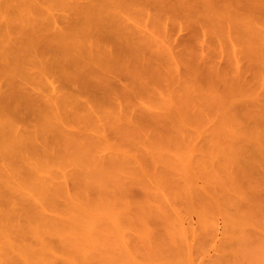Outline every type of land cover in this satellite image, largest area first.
<instances>
[{
    "label": "rangeland",
    "instance_id": "1",
    "mask_svg": "<svg viewBox=\"0 0 264 264\" xmlns=\"http://www.w3.org/2000/svg\"><path fill=\"white\" fill-rule=\"evenodd\" d=\"M139 1L142 2L141 0H139ZM133 2L135 3V1H133ZM129 3H132V2H129ZM137 3H135V4L132 3L133 7H132V5L128 6L129 4H127V6H124L125 8L131 7L132 8L131 10L133 11L131 13H133V15L136 13L140 14L141 16L143 15L142 18H138V14H137V16L134 18H136L137 20L139 19V21H137V23H135L136 22L135 21V22H133V24H138L137 26L139 27V23H140L139 28L143 27L145 31L147 29H148L147 32L151 31L150 34H152V32L154 34H156V35L152 34L153 36H157L158 34H160V35H158L159 37L160 36L162 37L163 35H167L168 39H169V36L171 37V41H174L175 37H176L177 42L174 41V43H171V44L177 45V47L174 49L175 50L178 49V51H179L178 56L179 57L180 56L181 57L186 56L184 53L181 54V52H183V49L188 50L187 47H189V46H190L189 51H191L190 54L192 57L196 58L197 55H199V54H197V51L198 52L200 51V49H199L200 46H198L196 43H194L192 45L188 40L187 35L190 33L188 28L185 27L183 29H180L179 24L174 25V24L170 23V24H168V27H170L171 25L172 26L169 28V30L166 31L167 33H165L163 28H162L164 25L160 26V24H158V26H160L162 29L158 28V26L156 25L157 23H154L153 19L151 20L149 17L148 18L150 20L148 19V22H147L146 17L150 16V13L153 12L154 8H152V7L149 8L150 5H148L147 3L145 4V2H144L145 5H143V2H142V4L141 3L138 4L141 9L144 8L146 10L145 11L142 9L144 11V13L146 12V14L144 16V14L140 12L141 9L139 8V6L136 5ZM36 4H38V5H36V6H38L37 8H39V6H40L39 9H36V7H32V6L30 8L31 11H34L35 15L40 13L44 16L45 14L41 13L42 11H44V13H46V14L53 12L50 15H53L54 18L57 16L58 19L57 18L56 19L59 20L58 22L53 21V24L50 27H46V25H44V28H45L44 33L45 34H48V31L54 30L57 27H62V28L64 27V29H66L68 26H70L72 24L75 25V23L76 24L78 23V21L76 20L77 18H75L78 8H77L76 3L73 0H64V1L63 0H42L41 2L39 0ZM40 4H42L43 7ZM141 5H142V7H141ZM146 5H147V7H146ZM143 6H145V7H143ZM122 7H123V5H122ZM120 9H121V7H120ZM36 10H40L39 13H37ZM119 10H118V12H119ZM128 10L126 11L124 9L123 12L125 13V11H126V15H127V14H129ZM138 10H139V12H136ZM120 12H121V10H120ZM134 12H136V13H134ZM124 13H123V15H124ZM115 15L117 16V14H115ZM40 16L37 15V17H38L37 21H39V24H40V20H42V18H43V17L41 18ZM130 16H132V15H130ZM141 16H139V17H141ZM45 17H47V16L45 15ZM118 18H119V16H118ZM134 18L132 16L131 19L134 20ZM140 19H141V21H140ZM143 19L144 20L146 19L145 20L146 24L144 23V21H142ZM263 19L264 18L260 19V21L263 24L262 29H264V20ZM79 22L82 23V21H79ZM141 22L144 24H141ZM150 22H153L154 24L152 25ZM54 23L55 24L57 23V24L55 25ZM245 26L246 27L242 28L243 30L246 28V30H244V31L238 27L237 28L232 27L230 29L222 31L219 34L216 33V31H214L213 29L208 30L207 37H208L209 41H207L208 46L205 47V50L212 55L214 54V57H215L214 61L216 59V61H218L222 64L226 63L225 66L231 62L230 64H232L231 65V67H232L233 65L235 66V61L237 59L236 57L239 56V59H241L240 63L245 64V65L247 64V58H248L247 53H248L249 48H251L248 46L249 45L248 42L251 41V39L256 41V39L254 38V36H256V35H254V34L255 33L257 34V32L255 31L254 26H253V30L249 29V28H252L251 25H249V27L247 25H245ZM173 27H175V28L173 29ZM253 31H255V32H253ZM211 35H213V36H211ZM258 35H257V37L260 36V35L259 36ZM163 37H166V36H163ZM167 37L162 38V39L167 41L168 40ZM185 38L187 39V42H189L192 46L189 43H185L186 42ZM42 41L44 42L45 40H42ZM171 41L169 39L168 42H171ZM255 44L256 43H254V45ZM261 44H263V45H261ZM259 45H257V46L263 47V50L261 51V49H260V51L264 52V39H263V41L260 42ZM194 46H196V47L194 48ZM251 46H253V44ZM217 49H219V50L216 51ZM253 49L254 48L250 49L251 52L253 51ZM215 52H218L219 55L222 53V55H220V56L217 54L215 55ZM44 54L42 52H39L37 54V62H35L34 65H29V67L27 69L32 67V69H29L30 71H32L34 69L38 70V72H39V69H40V72L42 70H44L45 72L48 71L50 68L46 70L45 67L47 66V68H48V65L44 66V64H46V62H47V64H49V66L50 65L52 66V64H51L52 62L49 63L50 62V59H48L49 55H47L48 53H46V56H48V58L45 56L46 57L45 60L48 59L49 62L46 61L44 63V59H43ZM52 58H51V60L55 59V58H53V59ZM186 58H188V56ZM186 58H184L185 61H186ZM184 59H183V57H182V59H180L181 60L180 62L182 63V67L177 68L176 71L175 70L172 71L171 69L166 67L165 72L164 73L162 72L161 76H158L159 78L154 77V76H150L149 72L140 74V73H137L136 71H134L133 69H116L114 66H112L111 70H113V72L111 74L116 75V81H115V84L113 85V89L117 92V95L119 96L118 101H120L121 103L117 102L118 104L116 105L115 104L116 102L115 103L107 102V103H105L106 105L104 104L106 106V108L103 105V106L99 107V110H98V108L96 111L92 109L96 113L90 112L89 109H81L77 105V103H75L76 101L73 100V98H78V97H76L74 94H72L71 88H70L71 89L70 90L71 95L68 96L69 98L71 96V99L66 98L68 94L66 93L67 94L66 95L64 93L65 92L64 91L63 93L65 95L64 94L63 95L66 97H64L61 94L63 96L62 101H64L63 98H66L67 100H69V101H66L67 104H64V105H66L64 108L66 109V107H68L69 105L71 107V105L74 103L76 106L74 105L75 106V107L73 106L74 109L72 107H71V109L73 110V112L77 113L76 115H78V118L81 119L83 117L82 119H84L85 123L83 121H81L80 119L78 120V118H76V115L71 112L70 108L67 110L70 112V114L68 112V114H69L68 116H71V113H72L75 116L74 117L75 122L72 121L73 119L68 120L66 110H63L61 112L59 111L60 112V115H59V113L57 112L58 111L57 109H54V111H53V106L51 107V106H49V104H46V103L44 104L45 101H49L46 99L49 98V96H50V91L48 90L49 87L47 85H52V84L55 85V83H57L55 81H53V83L47 82L48 78L50 77L49 73L48 74L45 73L42 76L43 78L45 77L44 79L41 77L43 79V81H41V83H43L44 80H46V82H44V85L42 86V84L39 83L40 80H42V79H40V76H39V78L37 77L38 79L37 78H35L36 80L34 79L35 81L39 80V81H37L38 85L37 84L35 85V84H33V82L31 83L30 80L26 81V80H24L25 78L22 77V76H25V74L23 73V70L25 68L22 70V72H20V75H18L17 78H15V80H17L18 78H19V80H17V82L15 81L16 83H14L12 85L13 86L12 92H14V93L9 94V97L7 95V97H6L7 100H8V98L11 99V97L12 98L14 97V99H15V97L17 95L19 96V94L21 93L23 95H21L20 97L26 96L24 94H27L28 97L31 96L34 99V101L38 104V106L41 107V109H42L43 105L46 107L48 105L49 107H51V112L54 115V117H53L52 115H50L48 113V115H50V116H48L49 118L50 117L54 118V120L52 118V123H51L52 125H54L55 122H57L56 124H58L59 126H56V127L58 129H60L61 133H63V134L66 133V136L68 135L67 138L70 137L71 139L70 138L69 139L72 143H74V145L76 144L77 141H80V142L82 141V143L85 142V146L88 145V143L90 142L91 146L88 145L85 147V149L82 146L84 150H87V148H88V150L89 151L91 150V152L95 153V155H97L98 153L99 154L101 153L100 156L103 155L102 157H103V160L105 161V163H107V164L113 163L112 165H115L114 167L115 168L117 167V169H118V170L117 169L115 170V168L110 167V168H113L112 169L113 173L112 174L107 173L106 177L104 178L105 180L103 179V183L104 182L106 183L104 187L102 185V187L104 189L103 188H101V189H103V190H100L97 187H94V189L89 188L88 194L85 193L86 191H88V190H86L87 185L89 184L91 186L92 184H90V181H89V183L86 182V184L87 183L88 184L85 187V185H83V184H85L83 181L84 179L82 177L80 178V176H82L84 173V172L82 173V171H80L82 169L81 166H79V164L76 162L68 160V158H70V155L78 154L77 153L79 151L78 149H81L82 147L81 146H80V148L78 147L77 151H75L76 148H74L73 146H72L74 148L73 151H72L71 146H69L68 149H67V147L65 148V146L70 145L68 143V139L65 137L67 139V142L65 140V142H66L65 143L64 137L62 138L63 135L60 133V131H56L57 128L54 126L50 127V130L48 131V124H46L47 120L45 122H42V120H39V118H38V121H37V119H35V117H38L39 111L36 112V110H33V109H37L35 107H29V106H32V104L27 106L26 105L27 101L24 103V106L26 105L27 107H29V109L26 108L28 111L25 110V107L23 109V106H22L23 104H21V109L18 107L20 109L19 113H21V111L23 109V111H22L23 114L27 111L24 114V117L29 118V116H30L33 118L25 119L22 123L20 122L19 125L17 126V129L19 131L21 130L20 133L23 132L24 136L27 137V139L29 138L28 136H30L29 139L32 138V136L30 134V133H32L31 131H33V133H35L34 134L35 136L33 135V133H32V135L34 137V141L36 142V144L32 143V139L30 140V142L32 144V147H33V144H34V146L35 145L37 146V147L35 146L37 148V150L34 147L33 148L35 150H32L31 149L32 147H30L31 144H30V146H28V144H29L28 143L26 146L27 150L25 152H22L21 151L22 149H20V151L23 154L19 153L18 155H21V154L22 155L20 157H18V159H16L17 155L14 154L13 152H12L13 153L12 155L10 154V158L7 155H4V157H5L4 158L2 156V154H0V171H1L0 172V187L3 191V194L6 193V191L8 190L9 187H11L12 189L13 188L17 189V187L20 183H25V181L27 182V180H28L27 178L30 179V178H32L31 175H34L32 172L30 174L31 169L33 167H35V168L36 167L38 168V166L41 167L44 162L47 163V165H46L47 167L42 166L41 169L36 168L38 171L35 168H33L36 172V175L33 176V178H36L37 175H39V177L41 175L42 176L47 175V178L46 177H44V178H46V180H48V179L50 180V178H48V177H51V176H48V175L53 173V175L51 177V179H52L55 176L54 174L57 173L56 179L58 178L59 179L58 181L59 182L62 181L63 184L65 181L64 186L67 188L66 189L64 187L62 190L60 187V186H62V182H61V185L59 183V186H57L58 188L60 187L61 191L58 190V188H56V185H55V188L53 189V187H54L53 183L54 182H55V184L58 185V183H57L58 181L55 180V177H54L53 180H55V181L50 180V182L51 181H53V182L52 183L49 182L50 184L53 185V187H51L53 189V191L51 192L52 189L50 190V192H48V190H47V195H46V192H45L46 190L45 191L43 190L45 194L43 193V191H42V193H43L42 194V193H40L39 190H37V188L36 189L34 188V180L35 179L32 178L33 180L30 179L31 183L33 181L32 185L30 184V180H28L29 185L27 184L28 182L25 183L24 185L26 188L23 189V190H25V192H30V190H31L32 191V192H30L31 194H33V193H34V195L36 194L35 197H34V195H31L34 199V201L32 199L33 204H31V206H29L30 205L29 203L32 201L29 200L30 201L29 202L25 198H23L22 195L20 194V192H22V191H20V190L15 191V189L12 190L10 188L11 189V190L9 189L10 193H8V192L7 193L9 196H11L12 199L13 198L14 199H13V202L10 200L11 203L9 204V206L10 205L13 206L14 203L19 202L20 206L23 205L22 210H24V211L26 210L27 214H28V211H29V214L31 213V215H30L31 217L29 218L30 220L29 219L28 220H29V222L32 220L33 223L31 222L29 224L28 220L26 219V218H28V216L25 215L26 213L24 211H22V214L25 213L24 215L26 217L24 215H20V217H22V218L19 217L20 220L24 219V223L28 222V225H26V223L24 225L23 221H21L22 223H18L19 227L23 226L22 227L23 231L27 227H28L27 231H30L31 228L29 226L31 224H32L31 225L32 228H33V225H34V228H35V226L38 227L37 225H39V228H41V229H38V230H40L41 232H44V231H42V229L46 231V229H44V228H46V227L49 228L48 227L49 225H50L49 229L53 228L55 231L56 230L58 231L59 229L56 228V226L59 227L61 224L59 222L56 223V220L58 219V217H59L58 220L64 219V221H65L64 224H66V221L68 220L69 224L71 225L72 223H70V221H72V220H69V218L72 219L71 216H73L74 213H76V210H74V205L76 203L78 204L79 200L81 201L83 199V201L87 200V202H89L91 199L92 203L90 202V204L93 206V208L95 206L94 210H96V208H97V210H98L97 212L100 211L99 215L101 212H102V214L105 212L107 214L109 212L107 215H109L111 218L112 215H110V212L112 213V211H113V213L114 214L116 213V215H114L115 217H113V216L112 217L113 218L117 217L115 220L114 219L111 220L108 218L109 216L106 217V216H102V214L100 215V216H102V218L104 217V220L106 218V220L104 221L105 225L102 226V227H106L105 231H103L105 233L104 235H106V236H103V233H102L101 235L99 234L101 236L99 238L103 239L104 241H107L104 244V246H105L104 249L107 248L105 253L108 257L104 254L106 256V259H103L104 250L101 251V249L99 250V248H98V250L100 251L99 255H101V256L103 255V257H102L103 261L101 260V258H99V256H96L97 258H95V259L99 258L98 262H97L98 264L100 261L104 262L105 264H142V262H143V264L144 263L145 264H264V258H263L264 254H261L262 252L264 253V202H263L264 196H262L263 204L260 203L261 200H259V198H258V200L255 201V199L253 198L254 196L252 197V194H254L252 192L253 191L252 189L254 187H255L254 189H257L261 193L264 194V167L262 166V164H264V162H263V160H264V157H263V155H264V136L261 140L258 138L259 142H261V143H259L258 140H256L257 136L259 135L258 131L261 129L260 127H263L262 131L260 130V135L264 134V121H263L264 117L258 118V120H259L258 123L259 122L260 123L259 124L256 123L257 126L262 125V126H259L260 129L258 131H256L258 127H256L255 125H254L252 131L251 130L248 131V129H247V131H245L246 132L245 134H247L248 137L246 135L242 136L243 133L238 134V135H241L243 138H241L240 136L238 137L237 133H238L239 129H237L238 131L234 129V126H237V125H233L232 123H230L231 126L226 124V125H228V127L225 125V123H228V120H229L226 118L227 117L226 112H227V114H231L229 116H234L233 113L234 114L238 113L239 115H242V113H244L245 110H248V115L249 114L259 115V113L253 109V108H255V105L253 103V99L256 101L264 99V95H263L264 93H262L264 91V86L259 87V86H261L262 82L264 83V79L263 80L259 79V80H254V81L251 79L252 81H249V83H248L249 92L248 93L251 94L250 95L251 98L248 99V101H246L244 99L245 96L243 95V92H236L238 89L241 88L239 86H235L236 87V90H235L236 93H233V96H230L228 98L223 96V95L218 94L219 95L218 99H220L219 100L220 103L218 101V103H217L218 106H216L217 109L215 108L216 112L213 116V120H216L218 125L216 123H213V122H211V123L205 122L206 124H203V123L198 124L197 119H195V118H197V116L194 114L193 111H195V108H197V106H199L201 103H205L204 102L205 100L208 101V99L210 98V95L201 96L200 90H197L195 92L197 95V99L195 97V101L193 103L191 102L190 105L188 104L190 101H188V103H187V101H180L179 100L180 98L185 99V100L191 99L190 97H188V95H186L185 90L196 89L194 86H191V84L194 83V80L193 81L191 80L192 75H194L193 71L191 69L189 72L184 71L185 66H186V64L183 61ZM233 59H234V63H232ZM61 60H62L61 58H58L55 61L57 62V61H61ZM64 61L68 62L67 60H64ZM195 61H196L195 59L190 60V62H192L190 64L191 65L194 64ZM56 62H54V63H56ZM183 63L185 64V66ZM230 64L228 65L229 67H230ZM183 66H184V70H182ZM51 68H53V67H51ZM129 70H131V71H129ZM13 71H11V72H13ZM53 71L55 72V69H53ZM174 71H175V74H174ZM227 71H228L229 76L233 75V73L236 72V71L233 72L232 70L230 71L228 69H227ZM55 73L59 74L58 71H56ZM248 73L251 74V72H248ZM248 73L246 75L248 77H250V75ZM6 74L7 73H5V75ZM128 74H131L132 76L129 78ZM141 75L146 76V80L149 82V86L147 89H149L151 92L154 91V93L150 94L151 92H149V91L147 92V89H145L146 92L148 93L147 94V93H145V91L142 90L144 88H142V89L140 88L141 85H139L138 87L135 86L137 83H140V78H138L137 76H141ZM171 75L174 78L170 77ZM200 75H201V73H200ZM1 76H2V74H1ZM188 76H189V78H188ZM21 77H22V79H21ZM11 78H14V77L12 76ZM55 78H56V80L58 79V77H54V79ZM50 79L51 78H49V82L51 81ZM188 79H190L191 81ZM52 80H53V78H52ZM31 81H33V80H31ZM260 81H262V82H260ZM256 82H258L257 85H256ZM58 83L60 84L59 79H58ZM259 83H260V85H259ZM45 85H46V87H44ZM262 85H264V84H262ZM20 87H22L23 90ZM124 87L125 88L129 87V92L131 93V95L129 97H124L123 92H122V89ZM3 89L6 90L7 86L3 85ZM15 89L16 90L20 89V90H18L17 91L18 93H17L15 91ZM65 90H66V88H65ZM61 91H63V90L61 89ZM61 91L60 92L59 91L58 92L57 91L56 92L51 91V92L57 93V95L61 97V95L59 94V93H62ZM68 91H69V89H68ZM100 91H105L104 87L102 89H100ZM161 92H163L164 95H166L165 93H168L169 96L168 95L165 96L166 99L168 98V100H167L168 104L164 103L166 101L163 99L164 98L163 94H162L163 97L158 95V93L161 94ZM140 93H142V94L140 95ZM184 93H185V95H184ZM147 95H149V96H147ZM83 96H81V97H83ZM85 96L87 97V95H85ZM85 96H84V98H85ZM183 96L187 97V99L185 97L183 98ZM31 97L29 98V100L31 99ZM60 97L59 98L57 97V98L61 99ZM81 97H79L80 98L79 100L82 99L81 101H83V98H81ZM29 100H28V102H29ZM52 100H54V97ZM70 100L72 102H70ZM15 101H17V100H15ZM54 101H57V100L55 99ZM106 101H109V100H106ZM168 101H170V102H168ZM199 101H200V103H199ZM209 101H210V99H209ZM171 102H172L173 108L170 107ZM22 103H23V101H22ZM29 103H31V102H29ZM29 103H27V104H29ZM47 103L53 104V102H51V100ZM59 103H60V106L63 108L64 105H61L62 103L60 100H59ZM18 104H20V102ZM108 104H111V105H108ZM121 104H122V106H121ZM169 104H170V106H169ZM56 105L59 106V104H56ZM107 105L109 107L108 108L109 112H107L108 111ZM112 105L115 107H113ZM205 105L206 104H204V106ZM49 107H47V108H49ZM177 107H180L182 109L179 113H178V111L174 110V108H177ZM54 108H56V107H54ZM171 108L174 111H170V110H172ZM225 108H226V110H225ZM250 109H252L253 111ZM32 110L35 111V113ZM38 110H40V108ZM60 110H61V108H60ZM88 110H89V113H92L91 116H88V114H89ZM105 110H106V112H105ZM45 111H49V110L46 109ZM223 111L224 112L226 111V112L224 113ZM83 112H85V113H83ZM100 112L102 113L101 116L104 117L106 120L102 117H99L100 114L98 115V113H100ZM10 113L13 114V112H10ZM31 113L33 115H31ZM43 113H44V111H43ZM108 114L110 115V117ZM222 114L223 115L225 114L224 119H221V118H223ZM45 115L47 116V114H45ZM58 115L63 120L62 124H60L61 120H59V118H56ZM116 115H117V118H119L118 121L115 118ZM150 115L154 116L158 120H162L164 118V116H166L165 118H168V119L173 116L174 119L172 117L171 120H174L175 124L172 126L165 125L168 123V120L164 118V121L166 120V123L160 122V124H162V126H160L159 123H155V124L151 125L145 119V118H148ZM170 115H171V117H169ZM211 115H213V114L210 112V114H208V118H211L212 117ZM244 115H245V117H244V120H245V118H247V115L246 114H244ZM252 115L250 116V119L252 118ZM39 116H41V115H39ZM87 116L89 117V119ZM181 116H183L182 118L184 120L181 119L182 121H179ZM107 117H109L110 119H112L114 117V120L116 122L112 119L111 120L112 122H110V123H112L111 126L115 125L114 123H116V126H118L119 128H117L116 126L111 127L110 124H108L109 125V127H108L106 123H108L110 119L107 120ZM70 118L71 117H69V119ZM101 118L103 119L102 121H104V122H101V120H100ZM22 119H23V117H22ZM76 119L78 120V122H83L82 124H84V125L88 124V125L84 126L81 123H76ZM175 120H178V121H175ZM224 120H226V122ZM105 121H106V123H105ZM121 121L123 123L125 122L124 123L125 129H127V130L130 129V132L128 131V133L125 132V129H124L123 132H125V134H127V135L123 134V132L121 130L123 128V123ZM169 121H170V119H169ZM17 122H19V121H17ZM117 122L122 123V124L120 123L121 127L119 126V124ZM128 122L130 123V125ZM131 122H132V124H131ZM176 122H177V124H176ZM187 122H189V123H187ZM218 122H220L221 124ZM51 124H49V125H51ZM104 124H105V129L103 127ZM126 124L128 127L133 126L134 124H136L138 126L136 127V129H133V127L135 128V126H133L131 129V128H126L125 127ZM213 124L217 125V126H215V127H217V129H214L215 127L214 128L210 127V125H213ZM238 126H240V125H238ZM238 126H237V128H239ZM113 127H116V128H113ZM231 127H233V129ZM7 128L9 129V127H6L5 131H7ZM254 128H256V129H254ZM13 129H14V125H13ZM36 129L39 132H37ZM117 129H118V132L116 131ZM242 129H244V128H242ZM242 129L240 130V132L243 131ZM28 130H30V132H27ZM40 130H42V132L44 134L47 133V137H45V135H43V133ZM67 130L71 132L69 134H72V135H73V133H74V135L79 134V140H76V139H78V137H76L78 135L69 136V134H67ZM97 130H103V131L107 130L108 132L106 131L105 132L106 134L104 135V132L103 133H101V131L97 132ZM119 130L121 133L119 132ZM0 131H1V128H0ZM11 131H12V129H11ZM226 131H230V132H226ZM250 131H251V133H250ZM253 131H254V133H257V135L252 133ZM247 132H249L250 134ZM7 133H8V131H7ZM98 134L103 135V137L99 136ZM120 134L123 138H121ZM213 134L216 136H214ZM228 134H230V135H228ZM251 134H253L254 136L253 135L251 136ZM9 135H11V134H8V137H9ZM209 135H211V137ZM260 135H259V137H260ZM42 136H44L45 138H43ZM126 136H127V138H126ZM212 136H214V138L216 137V139H213ZM10 137H12V135ZM25 137H22L23 140L26 139ZM75 137H76V139H74ZM105 137H106V139H105ZM254 137H255V139H254ZM89 138L92 140L88 141ZM93 138H97V139H93ZM99 138H100V140H99ZM106 140L109 142L107 143ZM98 141H99V145H98ZM26 142H28V141H26ZM26 142H25V144H26ZM105 142L107 144H105ZM17 143L19 145V142H17ZM67 143H68V145H66ZM79 143L77 142L78 146H79ZM100 143L105 144V145L102 146V144H100ZM12 144L13 143H10V145H12ZM21 144L25 145L23 143H21ZM77 144L75 147H77ZM110 144H113V145L109 146ZM258 144H259V146H258ZM71 145H73V144H71ZM82 145H84V144H82ZM93 146L94 147L96 146L94 150H93V148H94ZM91 147H93V148H91ZM111 147H113V148H111ZM26 148L23 147L24 150ZM45 148H49V149H45ZM223 148H224V150H223ZM252 148H254V149L256 148L257 150L255 149L256 150L255 151ZM220 149L223 151L221 152ZM225 149H227V150H225ZM248 149H252V151L254 150L253 152L255 154L249 150V157H248ZM240 150L244 151V152L242 151L243 154L246 153L244 155V156H246V158L243 157V155H242V158L240 157L242 154L241 152L238 153L240 155L237 154V156H239L242 160L244 158L243 164H241V165L239 164L240 165L239 166L238 165L239 162L238 163L236 162L237 159L235 158V155ZM46 151H48L47 154H46ZM67 151L70 153V155H68L69 153ZM228 151H230V152L228 153ZM232 151H234V152L237 151V152L234 155V152H232ZM259 151H261V152L259 153ZM17 152H19V151H16L15 153H17ZM72 152H73V154H72ZM223 152H225V154L227 153V156L229 154V156L226 157V155ZM0 153L5 154L2 151V148H0ZM93 153H91L92 156L94 155ZM212 153H215V155L213 156ZM222 153H223V155H222ZM261 153H263V154L261 155ZM109 154H111V155H109ZM125 155L126 156L128 155L129 157L128 156L126 157ZM177 155L182 156V157L177 158L176 157ZM210 155H212V156H210ZM44 156L46 158L51 157L50 159L53 160V163H52V161L51 162L48 161L50 163V164H48L47 161H44L42 164H40L39 161L41 159H43ZM231 156H232V158H231ZM172 157H173V159H172ZM213 157L214 158L216 157V159H215L216 161L212 160V159H214ZM46 158H44V159L46 160ZM52 158H54V159H52ZM210 158H211V160H210ZM230 158L233 161V162L231 161L232 163L229 162ZM9 159L11 161H12V159L17 160V161H16V163L13 161H12L13 163H11V162H9ZM50 159H47V160H50ZM55 159H56V161H55ZM57 159H58V162H57ZM115 159L117 160V162ZM183 159H185V160L189 159L188 160L189 166H188V161H186V164H185V161ZM241 159H240V163L242 162ZM106 160H107V162H106ZM109 160H110V163H109ZM126 160H129V161H126ZM190 160H191L192 164L194 163V165L190 166ZM234 160H236V161H234ZM250 161H252V162H250ZM60 162H62V163L60 164ZM69 162H72V163H69ZM114 162H116V163H114ZM234 162H235V164H234ZM38 163H39V165H37ZM54 163H56L57 166ZM74 163H76V165H74ZM182 164L185 165L188 168V170L190 169L191 173H190V171L189 172L186 171L187 169L185 166L184 167L181 166V167L186 169V170L184 169L186 171V173L187 172L189 173V174L187 173L188 176L189 175L195 176V177H193L192 182H190V179H192V177L189 178L190 176L187 177L188 179L185 178L187 175L184 177H180V173L182 174L184 170L183 171H177L176 170L178 168V166L180 167V165H182ZM50 165H52V166L49 167ZM259 165H261V167ZM2 166L6 167V169L10 168V170L9 169L4 170V168H2ZM258 166H259V168H258ZM34 170H33V172H34ZM77 170H78V172H76ZM112 170L110 169V171H112ZM2 171H5L4 174L6 175L5 177L7 178V181L5 180L6 186L9 185V187L6 188L7 190L4 187L2 188V186H5V182L3 180L4 178L2 177L4 175L1 174ZM68 171L70 173H68ZM79 171H80V173H82L80 176L78 174ZM14 172H15V174H14ZM184 173H183V175H184ZM19 174H23V175L28 174L26 176H29V174H30V176L27 177L25 180V178L20 179ZM65 174H66V177H64ZM76 175H77V177H76ZM26 176H22V178L26 177ZM42 176H41V178L37 177V179H42ZM233 176H235V178H236L235 179L236 185L234 184L235 189L238 187L242 188L243 190H241V192L243 191L245 193L243 195H245V197L247 195V197L245 199H242V198H244V196L241 194H240L241 196L239 195V198L236 195L238 193L233 195L234 192H232V191L234 189L229 190L230 187H232L229 185H232V182L234 181L233 179H231V177H233ZM1 177H2V179H1ZM67 177H70V178H67ZM71 177H74L75 179L71 178ZM44 178H43V180H45ZM14 179H16L17 181L20 179L22 181H19L20 182L19 183ZM63 179H65V180H63ZM77 179H79V180L82 179L81 181H83V183L81 182V184L83 185V187L81 186V184H79L80 182L78 183ZM36 180H35V182L39 181V180H37V181ZM43 180H40V181H43ZM74 180H76L77 182H75ZM90 180L91 181L93 180L94 182H92V183H95L96 179L91 178ZM177 180H179V181L176 182ZM188 180L190 183L188 182ZM180 181H183V182L180 183ZM184 181H186V182L184 183ZM7 182H8V184H7ZM74 182L76 183V185L74 184ZM239 182H242V185L239 184L240 186H238ZM186 183H187V186H186ZM227 183H228V185H227ZM77 184H79V185H77ZM190 184H191V186H190L191 188L189 187ZM89 185H88V187H90ZM79 186L82 189L83 188L84 189L82 190ZM93 186H95V185L93 184L92 187ZM27 187H28V189H27ZM182 187H184L185 190ZM186 187H189L190 189H188V188L186 189ZM227 188H229V189H227ZM4 189H5V192H4ZM55 190H56V192H55ZM64 190H65L66 195H64V193H63ZM66 191H67V193H66ZM97 191H99V194ZM53 192H54V195H53ZM58 192H61V194ZM216 192L219 193L220 195H224V199H222V201H220L221 203L219 202V199L218 200L216 199L217 196L215 197ZM48 194H49V196H48ZM56 194H57V196H56ZM8 195H6V196H8ZM43 195L47 196V197H51L53 200H55L54 205L52 206L53 200L51 198H47V197L43 198L44 197ZM51 195L56 196L57 199H55L56 197H52ZM70 195L72 196L73 201H74V198L76 197L75 200L78 202H75V204H73V202H72V204H73L72 205L71 204V198L69 200H67ZM28 196H30V194H28ZM36 196H37V199L40 196L43 199V201H45V202H43L42 200H41V202H40V200L37 201ZM65 196H67L68 198ZM77 196H79V197L77 198ZM85 196L86 197L88 196L87 199H85L86 198ZM206 196H208V197L206 198ZM203 197H205L206 200H205V198L203 200ZM88 198H90V199H88ZM50 199L52 201H49ZM103 199H106V200H103ZM47 201L49 203L52 202L51 206H50V204L47 203ZM104 201H105V203L111 204V205H108L109 208L106 206ZM37 202H40V203H37ZM110 202H112V203H110ZM214 202H215V204H214ZM66 203H67V205H66ZM206 203H207V205H206ZM46 204H47V206H46ZM14 205H17V203ZM5 206L6 205H2L1 207H5ZM67 206H68V209H67ZM72 206H73V208H72ZM75 207H77V206H75ZM13 208L15 209L16 207H13ZM29 209H31V210L33 209V211L31 212V210H29ZM70 209H72V210H70ZM75 209L78 210V208H75ZM34 212L36 213V215ZM66 212H67V214H66ZM78 212H80V211H77V213ZM94 212L96 213V211H94ZM32 213H34V215ZM41 213H42V215H41ZM71 213H73V215ZM38 214L40 217L37 216ZM55 215L58 216L56 220L53 218ZM32 216H33V218H32ZM46 216L47 217L50 216V217L47 218ZM42 217H44V218L46 217L47 219L45 220L43 218L45 220V221H43ZM55 218H56V216H55ZM65 218H67V220ZM25 219H26V221H25ZM40 219L42 220V223L39 222ZM212 221H214L215 224ZM217 222H218V225H217ZM43 223H45L48 226L43 225ZM62 223H63V221H62ZM69 224L67 222V225H69ZM67 225H66V227H67ZM40 226H42V227H40ZM44 226H46V227H44ZM213 226H216V229ZM61 227H63V229H64V225ZM212 227L214 228L213 230H212ZM22 228H21V230H22ZM34 228L32 229V231L34 230ZM82 228L83 227H81V229ZM97 228H98V226H97ZM36 229L37 228H35V230ZM71 229H72V227H71ZM84 230H82V232H84ZM95 230H96V232H97V230H99L101 232L100 229H95ZM32 231H30L32 236L30 235V233L28 235V233L26 231H24L27 233V234H24V235H26V237L23 236L24 238L21 241L19 240L23 245L20 244L19 241H18V243L20 245H22L23 247H24V244L25 245L27 244V246L30 245L33 247L38 245L36 247H40L41 246L40 242H42V241L39 242L38 238H36L37 236H35V237L33 236L34 231L33 232ZM64 231H66V230H64ZM50 232H52V231H50ZM54 232L49 233V231H48V233H47L48 235L46 237L47 239H46V241L45 240L44 241L47 243L50 242L52 245H54L56 247V249H55L56 251H55V250H53V247L51 245V247H52L51 255H52V253H55L54 255L56 256L55 263L56 264H63L64 259L66 258L65 260H68V257L71 256V255H68V257H66L67 253L65 252V250H63V248H64L63 243H65L66 241L68 242L70 240H68L66 238H62V237H60V239H59V237H58L59 233L55 234ZM19 234H21V233H19ZM99 235H97V236H99ZM17 236L22 238V235L20 236L17 234ZM45 236H46V233H45ZM62 236H64V235H62ZM93 237L96 238V236H93ZM104 237H106V238H104ZM83 238L84 237H82L80 239H83ZM85 238L87 239V241H89V239H91L90 237H85ZM43 239H45V238H43ZM61 239L62 240L65 239L66 241L63 240V243H62ZM76 240H78V239H76ZM73 241H72V243L71 242L70 243L73 244L74 243ZM79 243H80V240H79ZM101 243H103V241ZM243 243L244 244L246 243L245 246ZM81 244H83V241L81 242ZM81 244H78V245H81ZM70 245L68 244V246H70ZM78 245H77V247H78ZM86 245L83 246L84 247L83 249L88 248V246H89L90 249L89 248L88 249L90 250V254H92V255L93 254L95 255V253L98 254V251L96 252V248H91L92 244L89 243L88 246H86ZM189 246H191V247L193 246L192 247L193 251H191L192 249H189ZM243 246H244V248H242ZM246 246H247V248H246ZM98 247L101 248V246H99V245H98ZM250 247H253L254 249L250 248ZM40 248H42V247H40ZM66 248L68 249L70 247H66ZM74 248H76V247H74ZM81 248H82V246H81ZM241 248L245 251V253H243V254L248 253L247 255H245L246 256L245 259L243 257L244 255L241 254L242 252H244V251H242ZM9 249L5 250L8 254H9V252L10 253L14 252V250H9ZM42 249L44 250V248H42ZM78 249H80V248H78ZM78 249H75V250H78ZM83 249H82V251H83ZM92 249H94L95 251L94 250L91 251ZM109 249H110V252H107V250L109 251ZM78 251H80V250H78ZM240 251H242V252L240 253ZM16 252H17V250H15V253ZM70 252H71V249H70L69 253ZM86 252L87 251H85V253ZM230 252H232V253H230ZM7 253L5 255L4 254L3 255L6 256ZM17 253L20 255L19 257H16L17 255L13 253V255H16V256L12 257V255H8L9 256L8 260L5 259V261L7 260L6 262H1L2 261L1 260L2 257H1L0 258V264H2V263H4V264H19V262H20V264H25V263H22L24 258H23V260H22V258H20L23 253L19 252V251ZM20 253H22V254H20ZM49 253H50V251H49ZM239 253H240L241 257L237 255ZM252 253H253V255H252ZM25 254H27L26 251L24 252L23 255H25ZM48 254H46L45 256L47 257ZM79 254L81 255L82 252H79L78 255ZM249 254L251 256H249ZM41 255H42V253H41ZM94 255H93V257H94ZM45 256L43 254L42 257L44 258ZM55 256H54V258H55ZM87 256H88V254H87ZM224 256L227 257V260ZM231 256L236 257V259L232 260ZM247 256L250 258H248ZM261 256H262V258H261ZM22 257H24V256H22ZM75 257H78V256L75 255ZM75 257H74V260H77L79 258L78 260H80L79 261L80 264H87V263L89 264V262H87V261L85 262V260L82 261V259H84L85 255H84V257L82 256V258H81V256H79L77 259H75ZM193 257H194V259H193ZM5 258H7V256ZM27 258H29V257H27ZM50 258L52 259V257L49 256V259ZM54 258H53V260H54ZM228 258H230V259H228ZM246 258H248V259H246ZM252 258H254V261H252ZM26 259H25V262L28 261ZM30 259H32V258L30 257ZM51 259L49 260L50 262H51ZM249 259H250V261H249ZM90 260H92V259H90ZM44 261H46V260H44ZM49 261H48V263L50 264ZM66 262H64V263H66ZM92 262L90 264H97L94 262V260H92ZM27 264H29V263H27ZM68 264H70V262Z\"/></svg>",
    "mask_w": 264,
    "mask_h": 264
},
{
    "label": "bare ground",
    "instance_id": "2",
    "mask_svg": "<svg viewBox=\"0 0 264 264\" xmlns=\"http://www.w3.org/2000/svg\"><path fill=\"white\" fill-rule=\"evenodd\" d=\"M38 1L39 0H0V76L2 74V76L0 77V128H1V131H0V148H2V151L5 153V154H3V153H0V154H2L3 157H4V155H7L10 158V154L12 155L14 153V154L17 155L16 156V159H18V157H20L23 154L22 152H25L27 150L26 146H27L28 143H29L28 146H30V144H31L30 140L31 139H32V143L36 144V142L34 141V137H33V135L35 133H33V131H31L33 133V135H32V133H30L31 136H32V138L29 139L30 136H28L29 138L27 139V137L24 136L23 132L20 133L21 130L19 131L17 129V126L19 125L20 122L22 123L25 119L33 118V117H30V116H29V118L28 117H24V114L28 111L27 109H29V107H35V108H37V109H33V110H36V112L39 111L38 112V117H35V119H37V121H38V118H39V120H42V122H45L47 120L46 121V124H48V131H49L50 130V127L59 126L58 124H56L57 122H55L56 125L55 124L54 125L51 124L52 123V118L54 117V115L51 112V107L52 106H53V111H54V109H57L58 110L57 112L59 113V115H60V112L61 111L66 110L68 120H72L73 119L72 121L75 122L74 121L75 120V118H74L75 116L73 114L76 115L77 113L73 112V110L71 109V107L74 109V107L76 105L73 103L71 105V107H70V105L69 106L67 105L68 107H66V109L64 108L66 106L64 104H67L66 101H69L67 99L69 98L68 96L71 95L70 94L71 92L76 97H78V98H73V100L76 101L75 103H77V105L81 109H89L90 112H95L97 110V108L99 110V107L103 106L107 102H109V103L110 102H112V103H115L116 102L115 103L116 105L118 103H121L120 101H118L119 100L118 99L119 96L117 95V92L113 89V85L115 84V81H116V75L115 74H111L113 72V70H111V67L112 66H114L116 69H133L134 71H136L137 73H140V74L149 72L150 76H154V77L159 78L158 76H161V73L162 72L163 73L165 72L166 67H168L172 71L173 70L176 71L177 68L182 67V63L180 62L181 61L180 59H182V57L184 59V58H186L188 56V58H186V61H185V59L183 60L184 63L186 64V66L183 63L184 66H185V70H184V66H183V69L182 70L189 72L190 69H191L193 71L194 75H192V77H191L192 79L191 78L190 79L192 81L194 80V83H192L191 86H194L196 89H194V90H185L186 91V95H188V97H190L191 99H187V97L183 96V98L185 97L187 100L182 99V98H180L179 100L180 101H187V103H188V101H190L188 103L190 105L191 102L193 103L195 101V97L197 99V95L195 93L197 90H200L201 96H204V95L205 96H208V95H210V98H209L210 101H209V99H208V101L205 100L204 101L205 103H201L199 106H197V108H195V111H193L194 114L197 116V118H195V119H197L198 124H200V123L206 124L205 122H208V123L213 122V123H216L217 124L216 120H213V116H214V114L216 112V109H217L216 106H218L217 103L220 100V99H218L219 98V95L218 94L223 95V96H225V97L228 98L230 96H233V93L243 92V95L245 96L244 99L246 101H248V99L251 98L250 97L251 94L248 93L249 92V90H248V83H249V81H252V80L254 81V80H259V79L260 80L261 79L263 80L264 79V71H263L264 70V68H263L264 67V52H261L263 50V47H258L257 46L264 39V29H262L263 28L262 27L263 24L260 21L261 18H264V0H141L143 2V5H145L147 3L148 5H150L149 8L150 7L154 8L153 12L150 13V16H147L146 17L147 18V22H148V19L150 18L151 20L153 19L154 23H157L156 24L157 26H158V24H160V26L164 25L162 28H163V30H164L165 33H167L166 31L169 30V28L172 26L171 25L170 27H168V24H170V23H172L174 25L175 24H179L180 25V29H183L185 27L189 29L190 33L187 35L189 42L192 45L194 43H196L198 46H200L199 47L200 51L199 52L197 51V54H199V55H197L196 58H194V57L191 56V54H190L191 51H189L190 50V46L187 47L188 50L182 48L183 49V52H181V54L184 53L186 56H182V57L181 56L180 57L178 56L179 55L178 54L179 53L178 49H176V50L174 49V48L177 47V45L171 44V43H174V41L177 42L176 41V39H177L176 37H175V40L174 41H171V37L169 36V39H170L171 42H168L169 39H168L167 35H163V36H166L167 39H168L167 41H165L162 38H166V37H163V36L161 37L160 36L161 37L160 38L158 36L160 34H158L157 36H153L152 34H154V33L152 32V34H150L151 31L150 32H147L148 29L145 31L143 27L142 28H139L140 27V23L139 22H138L139 23V27L137 26L138 24H133V22L136 21L135 23H137V21H139V19L137 20L136 18H134L138 14L136 12H139V10L141 9L138 4H140V3L142 4V2H140L139 0H138L139 2L137 0H73L76 3L77 8H78L77 9V12H76L75 18H77L76 20L78 21L79 24L78 23L77 24L75 23V25L72 24V25L68 26L66 29H64V27L63 28L62 27H57L54 30L48 31V34H45L44 33V31H45L44 25H46V27H50V26H52L53 21L54 22H56V21L58 22L59 20H57L58 19L57 16L54 18L53 15H50L53 12H50V13H47L46 14V13H44V11H42L41 13H43V14H45L47 16V17H45V15L43 16L42 14L39 13L40 10H36L37 13H39L37 15L38 16L41 15L40 16L41 18L43 17L42 20H40V24H39V21H37V19H38L37 15H35L34 11H31V9H30L31 6L32 7H36V9H39L40 6H39V8H37L38 6H36V5H38V4H36ZM41 1L42 0H40V2ZM133 1H135V3L138 2L136 5H138L139 8H140V9L138 8L139 9L138 11L134 12V13H136L134 15H133V13H131V12H133L131 10L132 9L131 7L130 8L129 7H126L127 9L124 7V6H127V4H129L128 6L132 5V3L135 4ZM129 2H132V3H129ZM144 2H145V4H144ZM40 5L42 6V4H40ZM122 5H123V7H122ZM120 7H121V9H120ZM132 7H133V5H132ZM141 7H142V5H141ZM143 7H145V6H143ZM146 7H147V5H146ZM123 8L126 11L129 9L128 10V13L133 16L134 20L131 19L132 16H130L129 14L126 15V11H125V13L123 12V10H124ZM119 9L121 10V12H120ZM142 9L145 10L144 8H142ZM142 9L140 10V12L143 13L144 16H145L146 12L144 13V11ZM118 10H119L120 13L118 12ZM123 13H124V15H123ZM115 14H117V16ZM118 16H119V18H118ZM139 16H141L140 14H138V18H142L143 15L141 17H139ZM145 20L143 19L142 21H144V23L146 24V21ZM79 21H82V23H80ZM140 21H141V19H140ZM144 23L141 22V24H144ZM150 23L152 25L154 24L153 22H150ZM245 25H247L248 27H249V25H251L252 28H249V29H252V30H253V26H254L255 31L257 32V34L256 33L254 34V35H256V36H254V38L256 39V41H254L253 39H251V41L248 42L249 43L248 46L251 47V48H254L253 49L254 52L253 51L251 52V50H250L251 48H249L250 51L248 50V53H247V56H248V58H247V64L245 65V64L240 63L241 59H239V56L236 57L237 59L235 61V66L233 65L236 69L233 66H232L233 68L231 67V65H232V64H230L231 62L228 63V65L230 64V67H229L228 65L225 66L226 63H223L222 64V63L216 61V59L214 61V58H215L214 57V54L212 55V54H210L209 52H207L205 50V47L208 46V42L207 41H209V39L207 37L208 30L209 29H213L214 31H216V33L219 34L222 31L227 30V29H230L232 27H236V28L238 27V28L242 29L243 27H246ZM160 26H158V28L162 29ZM174 28L175 27H173V29ZM244 30H246V28ZM255 31H253V32H255ZM154 35H156V34H154ZM257 35L259 37H257ZM211 36H213V35H211ZM42 40H45V41L43 42ZM185 40H186L185 43H189V42H187V39L186 38H185ZM253 42L256 43L257 45L256 44L254 45ZM252 44H253V46H251ZM261 45H263V44H261ZM196 46H194V48ZM260 49H261V51H260ZM218 50L219 49H217L216 51H218ZM39 52H42L43 54L45 53L44 54V58H43L44 59V63L46 61H48V59H50V62L48 61L49 63L52 62L51 63L52 66L51 65L49 66V64H47V62H46V64H44V66L45 65H48V68H47V66L45 67L46 70L50 68L46 72L44 70H42L40 72V69H39V72L36 69L30 71L29 69H32V67H30L29 69H27L29 67V65H34V63L37 62V54ZM46 53H48L47 55H49V58H48V56H46ZM216 54L219 55L218 52H215V55ZM220 55H222V53ZM45 56L48 58L47 60H45V58H46ZM51 56L53 58H55V59H53ZM50 57L53 60H51ZM58 58H61L62 60L56 62L55 60H57ZM192 59H195L196 61H195L194 64L191 65L190 63H192V62H190V60H192ZM64 60H67L68 62H65ZM54 62H56V63H54ZM232 63H234V59L232 60ZM51 67H53V68H51ZM53 69H55V72L58 71L59 74L55 73L53 71ZM227 69L230 70V71L232 70L233 72L234 71H236V72H234L233 75L229 76ZM22 70H23V73L25 74V76H22V77L25 78L24 80H26V81L27 80L28 81L30 80V82L31 83L33 82V84H35V85L36 84L38 85V82L37 81H39V80L35 81L36 80L35 78H37V77L39 78V76H40V79H42L43 78L42 76L45 73H47V74L49 73L50 74L49 75L50 76L49 78H51L50 79L51 81L49 82V78H48V81H47L48 83H51V82L53 83V81H55V82L58 83V79L60 80V84L59 83L58 84L55 83V85L54 84L47 85L48 83L46 84L49 87L48 90L50 91V96H51V97L49 96V98H47L46 100H49V101L51 100V102H53V104L47 103L49 101H45L44 104L45 103L46 104H49V106H51V107H49L47 105V107H49V108H47L46 106L43 105L42 106V109L43 110H42L41 107L38 106V104L34 101V99L31 96L28 97L27 94H24L26 96L20 97L21 95H23V94L20 93L19 96L17 95L15 97V99H14V97L13 98L11 97V99L8 98V100L6 99L7 95L9 97V94L14 93V92H12L13 91V86L12 85L14 83H16L17 80H19V78L17 80H15V78H17V76L20 75V72H22ZM11 71H13V72H11ZM129 71H131V70H129ZM175 71H174V74H175ZM199 72L201 73V75H200ZM248 72H251V74H249ZM5 73H7V74L5 75ZM247 73L250 75V77H248L246 75ZM172 75L170 77H173L174 76V75L173 76ZM10 76L11 77L13 76L14 78H11ZM128 76L130 78L132 75L131 74H128ZM22 77H21V79H22ZM54 77H58V79L56 80V78L54 79ZM137 77L140 78V83H137L135 86L138 87L139 85H141L140 88L141 89L144 88L142 90L145 91V93H147L148 91L151 92L149 89H147L148 86H149V82L146 80V76H142L141 75V76H137ZM52 78H53V80H52ZM188 78H189V76H188ZM43 79L40 80L39 83H41V81H43ZM190 79H188V80H190ZM31 80H33V81H31ZM44 82H46V80H44ZM44 82L41 83L42 86L44 85ZM260 82H262V81H260ZM257 84H258V82H256V85ZM262 84H264V83L262 82ZM262 84L259 87L264 86ZM3 85H6L7 86V89H6L7 91L3 89ZM46 85L44 87H46ZM259 85H260V83H259ZM235 86H239L241 88L238 89L235 92V90H236V87ZM22 87H20V88H22ZM64 87L66 88V90H65ZM103 87H104V89H105L106 92L105 91H100V89H102ZM23 88H22V90H23ZM61 89L63 91H61ZM68 89H69V91H68ZM145 89H147V92H146ZM18 90H20V89H18ZM18 90L15 89L16 92ZM70 90H71V92H70ZM51 91H54V92H56V91L57 92L58 91L60 92L61 91L62 93H59L60 95L61 94L63 95L64 93L65 94L67 93L68 94V95L66 94L67 97L64 96L65 94L63 95L67 99L66 98H63V100L65 101L64 102V101H62V97H63L62 95L60 97V96L57 95V93H54V92H51ZM122 92H123L124 97H129L131 95V93L129 92V87H127V88L124 87L122 89ZM142 93H140V95ZM152 93H154V91H152L150 94H152ZM262 93H264V91ZM162 94H163V92H161V94L158 93V95H160V96H162ZM165 94L166 95L163 94V96H164L163 99L166 101V102H164L166 104L168 98L166 99L165 96H167L168 93H165ZM83 95L84 96L87 95V97L85 96V98H84ZM184 95H185V93H184ZM81 96H83V97H81ZM147 96H149V95H147ZM30 97H31V99L29 100ZM53 97H54V100L56 99L57 101L52 100ZM57 97L58 98L60 97L61 99H58ZM79 97L83 98V101H81L82 99L79 100L80 99ZM69 99H71V96H70ZM15 100H17V101H15ZM28 100L31 103H29ZM59 100L62 103L61 105H64L63 108L60 106ZM106 100H109V101H106ZM22 101H23V103H22ZM19 102H20V104H18ZM25 102H26V105L27 106H29L30 104H32V106H29V107H27L26 105L24 106V103ZM70 102H72V101L70 100ZM168 102H170V101H168ZM27 103H29V104H27ZM199 103H200V101H199ZM219 103H220V101H219ZM253 103L255 105V108H253V109L256 110L259 113V115H252V114H249L248 115V110H245V112L242 113V115H239L238 113H237L238 115L233 113L234 116H229L231 114H227V112L225 111L226 112V115H227L226 118L229 119L228 120V123H225V125L228 124L229 126H231L230 123H232L233 125H237V126L240 125V126H238L239 128H237V126H234V129L235 130L239 129V131L237 130L238 133L236 132L237 135L239 133H243L242 136H244V135L247 136V134H245L246 133L245 131H247V129H248V131L249 130L252 131L254 125L256 127H258L256 131H258L260 128H261L260 130L262 131V128L263 127H260L259 128V126H262V125L257 126V124L260 123V122L258 123V121H259L258 118L259 117H264V99L258 100V101H256V100L253 99ZM21 104H23L22 105L23 106V109L25 107V110H27L24 114L22 112L23 109H22L21 113H19L20 112V109H21ZM56 104H59L60 107L57 106ZM111 104H108V105H111ZM204 104H206V105L204 106ZM108 105H107V110L109 108ZM121 106H122V104H121ZM169 106H170V104H169ZM54 107H56V108H54ZM113 107H115V106H113ZM170 107H172V102H171V106ZM39 108H40V110H38ZM60 108H61V110H60ZM69 108H70L71 112L73 113V114L71 113V116H68L70 114V112L67 111ZM105 108H106V106H105ZM46 109H48L49 111H45ZM92 109L95 110V111H93ZM89 110H88V113H89ZM174 110L175 111H178V113H179L182 109L180 107H177V108H174ZM174 110L172 109L170 111H174ZM225 110H226V108H225ZM250 110H252V109H250ZM43 111H44V113H43ZM8 112L9 113L10 112H13V114H11V113L9 114ZM33 112L35 113V111H33ZM68 112H69V114H68ZM105 112H106V110H105ZM107 112H109V110ZM210 112L213 115H211L212 116L211 118H208V114H210ZM48 113L50 115H52L53 117H50L49 118L48 116H50V115H48ZM83 113H85V112H83ZM45 114H47V116ZM89 114H88V116H91L92 113H89ZM101 114H102L101 112L98 113L99 117H102ZM244 114L247 115V118H245V120H244V117H245ZM31 115H33V114L31 113ZM39 115H41L42 117L39 116ZM59 115L56 118H59V120H61L60 124H62L63 120L59 117ZM251 115H252V118L250 119V116ZM21 116L23 117V119H22ZM222 116H223V118H221V119H224L225 114L224 115L222 114ZM69 117H71V118L69 119ZM109 117H110V115H109ZM109 117H107V120L110 119ZM165 117L166 116H164V118ZM169 117H171V115ZM182 117L183 116L180 117L179 121H182L181 120V119H183ZM76 118H78V115H76ZM82 118L81 119L78 118V120L80 119L81 121L84 122V119H82ZM102 118H104V117H102ZM102 118L100 120H101V122H104V121H102L103 120ZM115 118H116L117 121L119 120V118H117V115L115 116ZM164 118L162 120H158L154 116H151L150 115L148 118H145V119H146V121L148 123H150L151 125H153L155 123H159L160 124V122H165L166 123V120L164 121ZM171 118H169L170 121H169L168 118H165V119L168 120V123L165 124V125L172 126V125L175 124L174 120H171ZM88 119H89V117H88ZM112 119L114 120V117ZM112 119H110L109 122L107 121L108 123H106V121H105V123L107 124L108 127H109L108 124H110V126H111L112 123H110V122H112L111 121ZM173 119H174V117H173ZM53 120H54V118H53ZM78 120L76 119V123H81V124L83 123V122H78ZM17 121H19V122H17ZM175 121H178V120H175ZM224 121L226 122V120H224ZM121 122H117L120 127H121V125H120ZM220 122H218V123H220ZM124 123H123V128L122 129L120 128L122 130V132L125 129L124 128ZM187 123H189V122H187ZM49 124H51L52 126L49 125ZM114 124L115 125H112V126H116V123H114ZM131 124H132V122H131ZM176 124H177V122H176ZM216 124L210 125V127H213L214 128L215 126L218 125V124L217 125ZM13 125H14V129H13ZM82 125H84V124H82ZM86 125H88V124H86ZM86 125H84V126H86ZM129 125H130V123H129ZM228 125H226V126L228 127ZM133 126H135V128ZM133 126L128 127L127 124H126L125 127L126 128H131V129L133 127V129H136V127L138 125L134 124ZM160 126H162V124H160ZM6 127H9V129H10L9 130L7 128L8 133H7V131H5L6 130ZM103 127L105 129V124H104ZM116 127L119 128L118 126H116ZM116 127H113V128H116ZM231 128L233 129V127H231ZM240 128L241 129L244 128V129H242L243 131L240 132V130H241ZM11 129H12V131H11ZM214 129H217V127H215ZM254 129H256V128H254ZM126 130L127 129H125V132H127V133H128V131L130 132V129H128L127 131ZM260 130L258 131L259 132V135H260ZM36 131L39 132L37 129H36ZM40 131L42 132V130H40ZM56 131H60V129L57 128ZM98 131H101V133L104 132V135H105L106 134L105 132L107 130H105V131H103V130H97V132ZM116 131L118 132V129ZM251 131H250V133H251ZM27 132H30V130H28ZM119 132H120V130H119ZM125 132H123V134H125ZM226 132H230V131H226ZM60 133H61V131H60ZM69 133H71V132L67 130V134H69ZM247 133H249V132H247ZM252 133H254V131ZM8 134H11L12 137H10L11 135H9V137H8ZM61 134L63 135V136L61 135L62 138L64 137V142H65V140L67 142V139H68V143L70 144V145H68V143H67L66 145H68V146H65V148L67 147V149H68V147L71 146L72 151H73L74 148H76L75 151H77V148L78 147L80 148V146L81 147L83 146L84 149H85L86 146L90 145V142L88 143V145L85 146V142L82 143V141L81 142L80 141H77L78 143L79 142L80 143H79V146H78V144L76 142L77 147H75L76 144L74 145V143H72L70 141V139H71L70 137H69L70 139L67 138L68 135L66 136V133H64V134L61 133ZM254 134L257 135V133H254ZM43 135H45V137H47V133L46 134L43 133ZM76 135H78V136H76ZM98 135L101 136V137H103V135H101V134H98ZM125 135H127V134H125ZM228 135H230V134H228ZM252 135L253 134H251V136ZM259 135L257 136L256 140H258V138L261 140L263 138V136H264V134H261L260 137H259ZM69 136H76V137H78V139H76V137L74 139L79 140V134H75L74 135V133H73V135L72 134H69ZM120 136H121V134H120ZM209 136L211 137V135H209ZM214 136H216V135H214ZM214 136H212L213 139H216V137L214 138ZM239 136L241 138H243L241 135H238V137ZM22 137H25L26 139L23 140ZM42 137L45 138L44 136H42ZM97 138H93V139H97ZM121 138H123V137L121 136ZM126 138H127V136H126ZM105 139H106V137H105ZM254 139H255V137H254ZM91 140L92 139L89 138L88 141H91ZM99 140H100V138H99ZM26 141H28V142H26ZM9 142L10 143H13V144L10 145ZM17 142H19V145H18ZM25 142H26V144H25ZM108 142L109 141H107V143ZM258 142H259V140H258ZM21 143H23L25 145H22ZM81 143L84 144V145H82ZM107 143L105 142V144H107ZM259 143H261V142H259ZM34 144H33V147L36 148L37 146L35 145L36 146L35 147ZM71 144H73V145H71ZM100 144H102V143H100ZM105 144H102V146L105 145ZM98 145H99V141H98ZM111 145H113V144H110L109 146H111ZM258 146H259V144H258ZM23 147H25L26 149L24 150ZM30 147H32V144H31ZM33 147L31 149L32 150H35ZM83 147L81 149H78L79 150L77 152L78 154H73V152H72L73 155H70V153L67 151L69 154L67 152L66 153L68 155H70V158H68V160L69 161L71 160L73 162L78 163L79 166H81V168L83 169V170L82 169L80 170V171H82V173L84 172L83 175L80 176L82 174V173H80V171H79L78 174H79L80 178L82 177L84 179L83 181H84L85 184H83V185H85V187L89 183V181H90V184H92V185L94 184L95 185V186L92 187V185L90 186L88 184L90 187H88V185H87L86 190H88V191H86L85 193L88 194L89 193V188L94 189V187H97L98 189L103 190L104 189L103 187L106 184L105 182L103 183V179L106 177V174L107 173H111V174L113 173V170L112 169L115 168L114 167L115 165H112L113 163L112 164L105 163V161L103 160V157H102L103 155L100 156L101 153L100 154L99 153L98 154L96 153L97 155H95V153L91 152V150L89 151L88 148H87V150H84ZM93 147H91V148H93ZM95 147L93 148V150L95 149ZM111 148H113V147H111ZM20 149H22L21 150L22 152L20 151ZM45 149H49V148H45ZM252 149H254V148H252ZM252 149H248V157H249V150L252 151ZM36 150H37V148H36ZM223 150H224V148H223ZM223 150H221V152ZM225 150H227V149H225ZM16 151H19V152L15 153ZM242 151L243 150H240L239 152L236 151L237 153L234 152V151H232V152H234V155L236 153L235 158L237 159V161L236 160H234V161H236L237 163L239 162L238 165L239 164L240 165L243 164L244 158H243V160L241 159L242 158V155H243V157L246 158V156H244L246 153L243 154L244 151L243 152ZM253 151H252V153H254ZM261 151H259V153ZM47 152L48 151H46V154H47ZM90 152L93 153L94 155L92 156ZM229 152L230 151H228V153ZM240 152L242 153L241 156H240L241 158L239 156H237V154L240 153ZM19 153H22V154L21 155H18ZM215 153H212L213 156L215 155ZM223 153L225 154V152H223ZM223 153H222V155H223ZM262 154L263 153H261V155ZM109 155H111V154H109ZM225 155H226V157L229 156V154L227 156V153ZM238 155H240V154H238ZM210 156H212V155H210ZM176 157L177 158L178 157L180 158L182 156L177 155ZM263 157H264V155H263ZM44 158H46V157L44 156ZM44 158L39 161L40 164H42L44 161H47V162L48 161H50V162L52 161V163H53V160L50 159L51 157L50 158H46V160ZM211 158H210V160H211ZM231 158H232V156H231ZM231 158H230V161L229 162L232 161ZM47 159H50V160H47ZM52 159H54V158H52ZM172 159H173V157H172ZM215 159H216V157L214 159H212V160L214 161ZM240 159L242 161L241 163H240ZM183 160L185 161V164H186V161H188L189 159L188 160L183 159ZM12 161L16 163L17 160H13L12 159ZM12 161L9 159V162L13 163ZM55 161H56V159H55ZM126 161H129V160H126ZM57 162H58V159H57ZM106 162H107V160H106ZM116 162H117V160H116ZM116 162H114V163H116ZM250 162H252V161H250ZM263 162H264V160H263ZM39 163L37 165H39ZM44 163L42 164V166H46L47 165V163H45V164ZM56 163H54V164L56 165ZM61 163L62 162H60V164ZM69 163H72V162H69ZM76 163H74V165H76ZM109 163H110V160H109ZM48 164H50V163L48 162ZM183 164L180 165V167L181 166L184 167L185 165H183ZM234 164H235V162H234ZM52 165H50L49 167H51ZM191 165H194V163L192 164V162L190 160V166ZM188 166H189V161H188ZM259 166L261 167V165H259ZM259 166H258V168H259ZM262 166L264 167V164H262ZM41 167L38 166V168L37 167L36 168L37 169H41ZM110 167H113V168H110ZM180 167L178 166V168L176 167L177 169L176 168L175 169L177 171H183L185 169L183 167H181V168ZM2 168H4V170H7V169L10 170V168H7L6 169V167H4V166H2ZM33 168H35V167H33ZM33 168L30 171V174H31V172L34 174V175H31L32 178H33V176L36 175V172H35V170ZM110 169L112 171H110ZM116 169H117V167L115 168V170ZM186 169H185L186 171H188V172L190 171V169L188 170L187 167H186ZM33 170H34V172H33ZM185 170L183 171V173L185 172L184 175H183V173L182 174L180 173V177H184V176L187 175L185 177V178H187V177L190 176V175L188 176L189 173L187 172L188 173L187 174ZM76 172H78V170ZM4 173H5V171H2V173H1V174L4 175L2 177L4 178L3 180L5 182V186H2V188L4 187L6 189L7 187H9V185L6 186L7 178L5 177L6 175ZM68 173H70V172L68 171ZM190 173H191V171H190ZM14 174H15V172H14ZM30 174H29V176H30ZM56 174H54L55 175L54 177H55V180L58 181L59 179L58 178L56 179V177H57ZM21 175L22 176H26L28 174H26V175L25 174L24 175L23 174H19L20 179H24L25 178V180H26V178L29 177V176H26V177H23L22 178ZM52 175H53V173L50 174V175H48V176H51L52 177ZM41 176L39 177V175H37L36 178H33V179L36 180L37 177L38 178H41ZM2 177H1V179H2ZM44 177L47 178V175H45V176L43 175L42 176V179H37V180H39V181L36 180L37 182H35V180H34V188L35 189L37 188V190H39L40 193H42L43 190L44 191L46 190L45 192H46V195H47V190H48V192H50V190L52 189L51 187H53V185H54L53 189L55 188V185H56V188H58L57 186H59V183L61 185V182H62L61 180H60L61 182H59V181L57 182L56 181L58 183V185L55 184V182L52 185L50 183H52L53 181H55V180H53L54 177L52 179H51V177H48V178H50V180H53L51 182H50L49 179H48L49 180L48 181ZM64 177H66V174L64 175ZM76 177H77V175H76ZM191 177H192V179H190V182L193 181V177H195V176L192 175L189 178H191ZM32 178H30V179H32ZM43 178L45 180H43ZM67 178H70V177H67ZM71 178H74V177H71ZM91 178H95L96 179L95 180V183H92L94 181L93 180L91 181L90 180ZM20 179L18 181L16 179H14V180H16L17 182L22 181ZM27 179L30 180L29 178H27ZM231 179L234 180V181L232 180L233 181L232 182V185H229V186H232V187H230V189L229 188H227V189H229V190L234 189L232 191V192H234L233 195H235L236 193H238L236 195L239 198V195L240 194L243 195L245 193L243 191L241 192V190H243V189L240 188V187H238V188L235 189V185H236V180H235L236 178H235V176L231 177ZM28 180H27L28 183L26 181H25V183H27L29 185V181ZM40 180H43V181H40ZM63 180H65V179H63ZM77 180H78V183L80 182L79 184H81V182L83 183V181H81L82 179L81 180L77 179ZM74 181L77 182L76 180H74ZM178 181L179 180H177L176 182H178ZM186 181H184V183ZM75 182H74V184L76 185ZM86 182H88V183L86 184ZM181 182H183V181H180V183ZM188 182H189V180H188ZM25 183H20L18 185L17 189L16 188H13V189H15V191L16 190L22 191V192H20V194L22 195V197L25 198L27 201H29V200L32 201L33 197L31 195H34V193L31 194L30 193V192H32L31 190H30V192H25V190H23V189L26 188L25 185H24ZM32 183H33V181H32ZM32 183H31V180H30V184L31 185H32ZM7 184H8V182H7ZM79 184H77V185H79ZM239 184L242 185V182H239L238 183V186H240ZM64 185H65V181H64V184L62 182V186L63 187L60 186L62 190L65 187ZM83 185L81 184L82 187H83ZM102 185H103V187H102ZM227 185H228V183H227ZM186 186H187V183H186ZM190 186H191V184L189 185V187ZM60 187L58 188V190L61 191ZM184 187H182V188L184 189ZM189 187H186V189L187 188L188 189L191 188V187L190 188ZM10 188L11 187H9L8 190L6 189L7 190L6 193L3 194V191H2V189L0 187V205L1 204L2 205H6L5 207H1L2 205L0 206V258L2 257V259H1L2 261L1 262H6L8 260V257H9L8 255H12V257H15L17 255L16 257H19L20 255L17 253L18 251L19 252H22L23 254L26 251L27 254H25V255H23L22 253H20V254H22V256H24V257H22V256L20 257V258H22V260L24 258V260H23L22 263H25V264H27V263H29V264H49L48 261L51 259V258L49 259V256H50V257H52L51 262L49 261L50 264H56L55 263L56 256L54 255L55 253H52V255H51V252H52L51 249H52V247H53V250H55L56 247L54 245H52L50 242H48V243L45 242L46 239H47L46 237L48 235L47 234L48 231H49V233H53L55 231L53 228L49 229L50 228V225L48 226L45 223H43V225H46V226L49 227V228H47L46 226H44V227H46V228L43 227L44 229H46V231L42 229V231H44V232H41L40 230H38V229H41V228H39V225H37L38 227L35 226V228H37L36 230H35L34 225H33V228H34L33 231L34 232L32 231V229H33L32 226H31L32 224L29 226L31 228L30 231L33 232V236L34 237L37 236L36 238H38L39 242L42 241V242H40L41 243V246L40 247L44 248V250L42 248H40V247H36L38 245H36V246L33 247V246H30V245L27 246V244L26 245L24 244V247L22 246L23 244L20 241L24 238L23 236L26 237V235H24V234H27L28 233V235H29L30 231H27V228L28 227L27 228L25 227L26 229H24V231H26L27 233L24 232L23 231V228H22L23 226H20L22 228V230H21V228L18 226L19 225L18 223H22L21 221H23V223H24V219L23 220H20V218H22V217H20V215H24L27 211L26 210L25 211L22 210V206L23 205L20 206V203L19 202H16L17 205H14V204H16V203H14L13 206H11V205L9 206V204L11 203L10 200L13 202V199H14V198L12 199L11 196L8 195V193H10L9 192V189ZM101 188H103V189H101ZM254 188L252 189L253 190L252 192L254 193V194H252V197L254 196L253 198L255 199V201L258 200V198H259V200H261L260 203L263 204V202H264L263 201V198L264 197L262 198V196H264V194L261 193L259 190L254 189ZM5 189H4V192H5ZM27 189H28V187H27ZM53 189L51 190V192L53 191ZM44 191H43V193H44ZM99 191H97L98 194H99ZM55 192H56V190H55ZM58 193L61 194V192H58ZM63 193H64V195H66L65 194V190H64ZM66 193H67V191H66ZM28 194H30V196H28ZM57 194H56V196H57ZM6 195H8V196H6ZM35 195H34V197H35ZM53 195H54V192H53ZM48 196H49V194H48ZM56 196H52V197H56ZM67 196H65V197H67ZM216 196H217L216 199L217 200L219 199V202L222 201V199H224V195H220L217 192L215 194V197ZM243 196H244V198H242ZM243 196L241 197L242 199H245L247 197V195H246V197H245V195H243ZM46 197L47 196H44L43 198H46ZM78 197L79 196H77V198ZM87 197L85 199H87ZM207 197L208 196H206V198ZM39 198L37 199V196H36L37 201L38 200H40V202H41V200L43 201V199L40 196H39ZM47 198H51V197H47ZM70 198H71V204H72V202H73V204H75V202H78V201L75 200L76 197L74 198V201H73V198H72L71 195L69 196V198L67 200H69ZM204 198L205 197H203V200H204ZM206 198H205V200H206ZM51 199L49 201H52L53 200V199L52 200ZM55 199H57V197ZM88 199H90V198H88ZM103 200H106V199H103ZM33 201H34V199H33ZM33 201L29 203L30 204L29 206H31V204H33ZM54 201L55 200L52 201L53 204H52V202L49 203L48 201H47V203L50 204V206H51V204L53 206L54 205ZM81 201L79 200L78 204L76 203L77 205L76 204L74 205V210H76V213H77V211H80V212H78L77 214L74 213V215H73V213H71L73 215V216H71L72 219L69 218V220H72V221H70V223H72L74 226L72 224H71L72 226L69 224V221L67 220V218H65L67 221H66V224H64V222H65L64 219H61L63 221V223H62L61 220H58L59 217L57 215H55L56 218H55V216L53 217L55 220L58 217V219H57L58 221L56 220V223L57 222L61 223L59 227L56 226V228H58L59 230L58 231L56 230L54 233L55 234H58L59 233L58 234L59 235L58 236L59 239H60V237H62V238H66V239L70 240V241H68L69 242L68 243L65 239H63V240L66 241L65 243H63V240L61 239L62 240V243H63V246L65 248V249L63 248V250H65V252L67 253V256L66 257H68V255H71V256L68 257V260H65L66 258L64 259V262H66V261L67 262L66 263L63 262V264H68L69 262H70V264H80V262H79L80 260H78L79 259L78 257L81 256V258H82V256L84 257V255H85L86 258L84 257V259H82V261L85 260V262L87 261L90 264L92 262V260H94V262L97 263L99 258H101V260H102L103 255L104 254L106 255L105 251H106L107 248L104 249L105 248L104 244L107 241H104L103 239H101L99 237H101L100 235L102 233H103V236H106V235H104L105 233L103 232V231H105V228L106 227H102V226L105 225V222L104 221L106 220V218L104 220V217L102 218V216L108 217L109 215H107V214L109 212L107 214H106V212L103 213V214L101 212L100 215L102 214V216H100L99 215V212L100 211L97 212L98 211L97 208H96V210H94L95 206L93 208V206L90 204L91 199H90V201L88 200L89 202H87V200L83 201V199ZM40 202H37V203H40ZM43 202H45V201H43ZM104 203H105V201H104ZM110 203H112V202H110ZM105 204H106V206L108 208H109L108 205H111V204H108V203H105ZM214 204H215V202H214ZM66 205H67V203H66ZM206 205H207V203H206ZM46 206H47V204H46ZM75 206H77V207H75ZM13 207H16V208L14 209ZM72 208H73V206H72ZM75 208H78V210L75 209ZM67 209H68V206H67ZM29 210H31V209H29ZM70 210H72V209H70ZM22 211H24L25 213L22 214ZM32 211H33V209L31 210V212ZM94 211H96V213ZM34 213H32V214L34 215ZM112 213H113V211H112ZM112 213L110 212V215H112L113 217H115L114 215H116V213L115 214L114 213L112 214ZM66 214H67V212H66ZM25 215L28 216V218H26L27 220L31 217L30 216L31 213L29 214V211H28V214L26 213ZM35 215H36V213H35ZM41 215H42V213H41ZM37 216H39V214ZM50 216H48V217L46 216V217L49 218ZM112 216H111V218H110V216L108 218L111 219V220L112 219L115 220L117 218V217L116 218H113ZM46 217L45 218L42 217V219L44 218L46 220L47 219ZM32 218H33V216H32ZM26 219H25V221H26ZM44 219H43V221H45ZM29 220H28V222H29ZM28 222L27 223L25 222L26 225H28ZM31 222H32V220L29 222V224ZM39 222L42 223V220L40 219ZM67 222H68V224L70 226L67 225ZM212 222H214V221H212ZM25 223H24V225H25ZM214 224H215V222H214ZM63 225H64V229H63V227H61ZM66 225H67L68 228L66 227ZM217 225H218V222H217ZM80 226L83 227V228L81 229ZM97 226H98V228H97ZM216 226H213V227H215V229H216ZM40 227H42V226H40ZM71 227H72V229H71ZM213 227H212V230L214 229ZM95 229H100V230L102 229V230H101V232L99 230H97V232H96ZM64 230H66V231H64ZM82 230H84V232H82ZM50 231H52V232H50ZM19 233H21V234H19ZM45 233H46V236H45ZM17 234L20 235V236L22 235V238L21 237H18ZM30 235H31V233H30ZM62 235H64V236H62ZM97 235H99V236H97ZM93 236H96V238L93 237ZM82 237H84V238L83 239H80ZM85 237H90L91 238V239H89L90 242L87 241V239ZM43 238H45V239H43ZM104 238H106V237H104ZM76 239H78V240H76ZM79 240H80V243H79ZM18 241L22 245H20L18 243ZM72 241L74 242L73 244L75 246L73 244H71ZM82 241H83V244H81ZM102 241H103V243H101ZM77 243L78 244H81V245H78ZM89 243L92 244L91 248H96V252L98 251V254H96V253H95V255L93 254L94 257H93L92 254H90V250H89L90 248L88 246ZM68 244L69 245L71 244V245L68 246ZM76 244L78 245V247H77ZM245 244H244V246H245ZM51 245H52V247H51ZM85 245L88 246L89 249L88 248L83 249L84 248L83 246H85ZM98 245L101 246V248L98 247ZM81 246H82V248H81ZM244 246L242 248H244ZM66 247H70V248L67 249ZM74 247H76V248H74ZM192 247L189 246V249H192ZM78 248H80V249H78ZM98 248H99V250L101 249V251L104 250V253H103L102 256L99 255V252L100 251L98 250ZM246 248H247V246H246ZM250 248H253V247H250ZM8 249L9 250H14L13 253L16 254V255H13V253H10V252L8 254L5 251V250H8ZM70 249H71V252H70L71 254L69 253ZM75 249H78L80 251L75 250ZM82 249H83V251H82ZM15 250H17L16 253H15ZM93 250L94 249H92L91 251H93ZM49 251H50V253H49ZM85 251H87L86 253L88 254V256L85 253ZM191 251H193V249ZM242 251H244V250L242 249ZM242 251H240V253ZM72 252L73 253L75 252L76 254L75 253L73 254ZM77 252L78 253L79 252H82V254L81 255L80 254L78 255ZM107 252H110V249H109V251L107 250ZM6 253H7V255H6L7 258H5L6 256H4ZM41 253H42V255H41ZM230 253H232V252H230ZM240 253L237 254V255L240 256ZM243 253H245V251L241 253L242 255H244L243 257L245 259V257H246L245 255H247L248 253L247 254H243ZM43 254H44V256L46 254H48L49 256L47 255V257L45 256L43 258L42 257ZM261 254H264V253L262 252ZM75 255L78 256V257H75ZM105 255H104L103 259H106V256L107 255L106 256ZM252 255H253V253H252ZM54 256H55V258H54ZM96 256H99V258L98 259H95V258H97ZM249 256H251V255L249 254ZM27 257H29V258H27ZM30 257L32 259H30ZM74 257H75V259H77V258L78 259L77 260H74ZM233 257L234 256H231L232 260L236 259V257H234V258ZM53 258H54V260H53ZM225 258L227 260V257H225ZM248 258H250V257H248ZM248 258H246V259H248ZM261 258H262V256H261ZM5 259H7V260L5 261ZM25 259L28 260V261L25 262ZM90 259H92V260H90ZM193 259H194V257H193ZM228 259H230V258H228ZM44 260H46V261H44ZM102 261H100L101 263L99 262V264H105ZM249 261H250V259H249ZM252 261H254V258H252ZM2 264H4V263H2ZM19 264H20V262H19ZM142 264H143V262H142Z\"/></svg>",
    "mask_w": 264,
    "mask_h": 264
}]
</instances>
